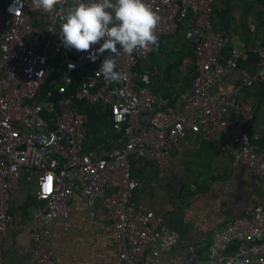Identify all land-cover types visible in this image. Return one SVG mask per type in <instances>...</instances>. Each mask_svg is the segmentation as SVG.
Listing matches in <instances>:
<instances>
[{"label": "built area", "instance_id": "1", "mask_svg": "<svg viewBox=\"0 0 264 264\" xmlns=\"http://www.w3.org/2000/svg\"><path fill=\"white\" fill-rule=\"evenodd\" d=\"M143 2L159 17V42L190 18L184 31L194 69L185 105L188 114L173 111L154 95L152 74L138 71L154 46L132 57H114L123 79L110 83L96 75L108 52L92 62L90 53L62 46L55 13L38 10L32 0H0V234L11 223V194L25 171L36 174L35 196L41 203L32 218L28 264H53L52 249L44 242L47 227L68 216L73 195L109 211L114 253L108 264H264V206L234 217L212 235L206 248L188 244L176 252L179 234L168 229L164 217L133 200L140 184L133 177L132 162L163 167L171 148L189 133L223 138L233 160L250 176L264 180V151L257 150L246 130L255 103L237 102L238 119L229 120V97L210 94L244 53L233 48L223 58L227 42L214 27L216 0ZM72 6L73 0H66L58 10ZM99 47L93 45L90 51ZM258 58L256 72L243 73V85L264 82V47ZM77 74L82 81L71 91ZM86 105L108 109L111 129L119 135L109 151L85 147L80 109Z\"/></svg>", "mask_w": 264, "mask_h": 264}, {"label": "crops", "instance_id": "2", "mask_svg": "<svg viewBox=\"0 0 264 264\" xmlns=\"http://www.w3.org/2000/svg\"><path fill=\"white\" fill-rule=\"evenodd\" d=\"M214 27L226 35L223 58L233 48L244 51L236 69L210 92L228 96L227 117L237 120L235 104L253 101L254 117L246 130L259 151H264V82L243 85V73L258 69V51L264 47V0H216ZM190 18L177 31L164 37L141 61L139 72L151 75V92L164 99L175 112L185 110L192 87L193 56L184 31ZM87 150L109 151L119 135L110 126L108 109L86 105ZM133 177L140 184L133 200L164 217L168 229L179 234L181 252L188 244L206 248L212 235L245 210L264 206V180L250 176L230 155L223 138L213 140L189 133L170 150L169 163L158 167L141 160L132 162ZM34 175L22 171L10 198L11 223L0 234L3 264H28L34 211L41 205L35 196ZM102 195H107L103 192ZM67 217L53 220L44 239L52 249L53 264H108L114 253L109 211L102 205L88 206L77 195L68 201Z\"/></svg>", "mask_w": 264, "mask_h": 264}, {"label": "clouds", "instance_id": "3", "mask_svg": "<svg viewBox=\"0 0 264 264\" xmlns=\"http://www.w3.org/2000/svg\"><path fill=\"white\" fill-rule=\"evenodd\" d=\"M32 2L38 10L57 15L59 38L64 48L90 53L88 59L92 62L108 52L96 72L107 82L123 79L122 73L116 71L115 58L132 57L137 50L159 46L155 34L159 17L143 0H73V6L66 11L58 10L66 0ZM97 44L100 47L91 52L92 46ZM69 67L74 68V65Z\"/></svg>", "mask_w": 264, "mask_h": 264}, {"label": "trees", "instance_id": "4", "mask_svg": "<svg viewBox=\"0 0 264 264\" xmlns=\"http://www.w3.org/2000/svg\"><path fill=\"white\" fill-rule=\"evenodd\" d=\"M81 81L82 78H80V75H75L73 78V86L71 88V91H74Z\"/></svg>", "mask_w": 264, "mask_h": 264}]
</instances>
